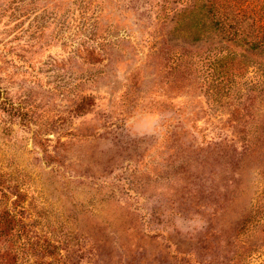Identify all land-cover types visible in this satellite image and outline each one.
<instances>
[{"label": "rangeland", "instance_id": "obj_1", "mask_svg": "<svg viewBox=\"0 0 264 264\" xmlns=\"http://www.w3.org/2000/svg\"><path fill=\"white\" fill-rule=\"evenodd\" d=\"M211 2L0 0V264H264V0Z\"/></svg>", "mask_w": 264, "mask_h": 264}, {"label": "trees", "instance_id": "obj_2", "mask_svg": "<svg viewBox=\"0 0 264 264\" xmlns=\"http://www.w3.org/2000/svg\"><path fill=\"white\" fill-rule=\"evenodd\" d=\"M215 4V2H214V0H212V2H211V5H214ZM260 7H258V8H256V9H254V13H262V11L263 10H258ZM222 20V23L225 21L224 19H221ZM234 33V35H237L235 32H233Z\"/></svg>", "mask_w": 264, "mask_h": 264}]
</instances>
